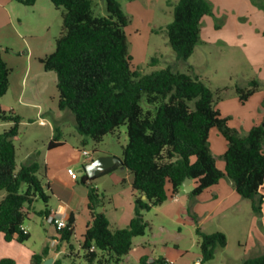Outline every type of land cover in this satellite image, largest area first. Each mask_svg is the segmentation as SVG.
Here are the masks:
<instances>
[{
    "label": "trees",
    "instance_id": "1",
    "mask_svg": "<svg viewBox=\"0 0 264 264\" xmlns=\"http://www.w3.org/2000/svg\"><path fill=\"white\" fill-rule=\"evenodd\" d=\"M34 6L38 0H16ZM63 9V31L56 41L55 51L40 59L46 71L57 73L58 108L70 111L83 144L92 139L103 141L120 126L127 127L128 143L123 148L125 169L133 175L135 216L124 228L112 229L103 211L104 195L91 186L87 174L80 183L88 187L89 224L80 246L88 264H120L132 250L133 240L145 236L149 223L144 212L164 204L169 197L183 190L186 178L195 182L190 197H197L224 179L232 181L236 191L250 200L252 210L261 215L264 205V123L242 135L229 125L216 109L221 98L191 68L180 71L168 65L142 74L132 66L133 57L125 28L129 17L121 0H50ZM97 1L104 3V12L97 11ZM209 0H179L174 6L173 21L167 26L169 43L177 60L186 64L201 42V24L213 16ZM220 25H217L219 28ZM158 62L152 59V64ZM11 69L0 47V99L9 90ZM262 87L259 80L247 86L237 85L235 92L242 103ZM0 121H11L10 129L0 134V233L6 241L30 238L21 226L29 219V207L39 199L49 215L47 193L39 172V154L17 167L14 139L20 135L21 117L6 112L0 104ZM217 128L226 139L228 148L223 155L225 170L217 166L210 146V133ZM48 144V149L62 146L60 130ZM115 166L100 175L117 169ZM143 196H146L144 199ZM61 242L69 243L74 235V218L62 232ZM201 250L198 264H209L218 248H225L227 235L221 231L206 233L196 229ZM94 247V249H92ZM49 248L34 254V264H44ZM142 264H149L146 258ZM0 264H15L4 258ZM54 264H61L56 260ZM152 264H168L157 259ZM241 264H264V254L247 258Z\"/></svg>",
    "mask_w": 264,
    "mask_h": 264
},
{
    "label": "rangeland",
    "instance_id": "2",
    "mask_svg": "<svg viewBox=\"0 0 264 264\" xmlns=\"http://www.w3.org/2000/svg\"><path fill=\"white\" fill-rule=\"evenodd\" d=\"M96 3L97 11L103 13L104 3ZM121 4L130 20L125 32L129 52L133 57V68L142 74H150L177 60L166 32L167 26L174 18V10L171 15L167 0H121ZM0 5V45L11 69L9 90L0 99V104L6 112L13 111L21 117L20 135L14 139L17 167L32 161L30 154L38 153L37 160L41 164L39 176L44 185H47L45 182L48 180L52 181L47 178L45 158L49 150H52L48 149V144L58 134V130L67 144L61 149L50 151L49 159L53 164V171L58 170L57 173L64 179L69 174V169L77 173L88 160L82 154L83 150H89L94 157L102 151L122 157L123 148L128 143L125 125L106 135L101 142L89 138L87 145H84L85 137L77 131L75 118L70 115L72 113H64L58 108L57 73L46 71L40 59L52 54L56 49V41L63 31V9H57L50 0H38L34 6H26L16 0H0ZM224 21V18L217 20V25H220L218 30ZM198 52L203 55L202 60L198 59ZM239 52L235 54L240 57ZM153 58L158 59L156 64H152ZM232 58L230 53L224 58L221 44L210 47L199 43L187 63H180L177 69L187 71L191 68L189 64H195L196 73H192L208 76L210 80L206 78L204 81L216 93L219 86L232 85V89H235L253 75L245 63H235ZM216 94L223 95L221 92ZM43 119H47L46 124H43ZM12 125L11 121H0V134ZM213 130L212 139L214 132H218L222 137L217 128ZM115 178L119 182L118 186H114ZM132 179L130 171H123L118 167L91 181L90 185L104 195L103 211L110 217L114 230L126 227L130 223V215L135 216V191L130 184ZM75 186L84 188L81 183ZM1 194L6 192L0 191V199ZM176 197H169L161 206L144 212V218L149 223L147 233L133 240L132 250L123 257L120 264H142V258H146L149 264L157 259H167L168 264L199 263L201 250L196 234L199 227L198 218L193 212L192 201L187 199L190 197L187 193L181 190ZM52 204H57L56 197L52 196ZM44 207L41 199L29 207L31 218L24 223L31 231L28 240L6 241L0 233V259L6 255L7 258L13 259L15 264H34V254H41L49 247L52 258L59 260L61 264H88L76 237L71 241L73 248L64 242L60 246L65 247L64 251L57 255L49 234L50 223L46 217L35 212ZM240 224L247 225V221L244 220ZM203 227L207 233L216 232L220 227L228 232L227 246L218 248L216 258L209 264H241L244 258L256 255L255 251L245 254L244 244L248 233L242 231L241 226L237 227L232 222L217 217L205 223Z\"/></svg>",
    "mask_w": 264,
    "mask_h": 264
},
{
    "label": "crops",
    "instance_id": "3",
    "mask_svg": "<svg viewBox=\"0 0 264 264\" xmlns=\"http://www.w3.org/2000/svg\"><path fill=\"white\" fill-rule=\"evenodd\" d=\"M178 1L179 0H167L171 15H173L174 6L178 3ZM209 1H211L213 4L214 15L206 16L203 18L201 24L200 43L202 45L210 47L218 46L221 44L222 54L224 58H227L230 53L231 56L233 55L232 59L235 63L241 65L242 63H245L246 68L251 70L253 75H251L249 79H245L244 81H242L244 83H240V85L247 86L249 81L253 79L259 80L262 84V87L257 92H255L245 103H242L240 101L235 92V89H232V85H228L225 87L219 86L217 88L216 93L221 92L223 93V95H219L221 99L217 101L216 109L220 111L222 117L228 118L229 125L232 128H235L242 135H245L254 126L264 123V0ZM222 18H224L225 21L221 29L218 30L217 20H221ZM237 51H240V57L235 54V52ZM4 59L8 64V61L5 57ZM198 59H203V55L199 54V52ZM180 63L181 62H179L178 60H174V62H171L170 64L175 69H177V66L180 65ZM189 66L191 67V71L196 73V71H194L196 65L194 64L191 66L189 64ZM181 70L183 71V69ZM198 76L203 80H206V78L208 79V76L203 75V73L198 74ZM64 113H67V111H64ZM70 115L71 117H74L72 114ZM59 121L60 117L57 118V124H59ZM42 122L43 124H46L47 119H43ZM213 131L214 130L212 129L210 133L211 150L214 157L216 158L217 166L219 167V169L224 171L225 161L223 159V155L228 148L227 141L223 136V138L219 136L218 132H214V139H212L211 135ZM61 141L63 142V145L52 149L53 151L66 146L67 143L64 142L63 139ZM86 143H88V141H86ZM52 150H49L47 158H45V163L48 170L47 178L52 179V181L48 180L47 182H45L48 185L49 190L47 191V193L50 196L48 202L49 214L55 213L58 217L65 218L67 220L72 216L74 218L73 237H76L79 244H81V242L83 241V236L92 220L88 207L89 190L87 186L82 183L81 184L84 186V188H77L75 186H79V179L73 180L70 176H68L69 174L66 176V179H64V177H61L57 173L58 170L53 171V164L49 159V154ZM76 150L80 152L78 149ZM32 155L33 154H30V157H32ZM104 155L118 156L117 154L109 151H102V153L97 157L91 156L90 158H88V160L85 161L84 165ZM83 166L77 170V174L79 176L81 175ZM121 169H123V171L127 170L125 168ZM129 177L130 176L128 174L127 178ZM118 183V180H116L115 178L114 186H118ZM130 184L133 185V179L131 180ZM193 185L195 189L196 185L194 181ZM262 193L264 194V189L262 190ZM5 195L6 194H1V199ZM52 196L57 198L56 205L52 204ZM187 199L192 201L193 212L198 218V226L202 229V231L207 233L203 225L217 217H220L224 220L226 219L232 222L237 227L241 226L242 231H244L245 233L247 231L248 236L247 241L244 244V252L245 254H250L248 252L255 251L256 255L246 257L243 259V261L247 258L258 257L264 254V205L262 214L256 215L252 210L251 201L243 199L238 194L231 180H229L228 178H224L219 182V184L206 189L197 197H188ZM176 200H178L177 197ZM44 208L39 209L38 211L35 210V212L39 213L40 211L44 210ZM29 217L31 218L30 210ZM108 218L112 227V221L109 216ZM132 218V215H130L129 220L131 221ZM244 220L247 221V225L240 224L243 223ZM49 230L51 238L56 235L55 227L51 225ZM218 231H221L228 235L227 230L224 228L220 227ZM28 232L31 236V231L28 230ZM71 241L68 244L71 248H73V243ZM239 242L242 246L241 241ZM61 245L62 242H60V244H58L57 246L54 244L52 246L53 249L57 251V255L63 252L65 249V247L61 248ZM4 258H7V256L3 255L0 261ZM48 258H52L51 251H49V256L45 258L44 261ZM55 261L56 260L54 259V262ZM166 262L168 263L167 259Z\"/></svg>",
    "mask_w": 264,
    "mask_h": 264
},
{
    "label": "water",
    "instance_id": "4",
    "mask_svg": "<svg viewBox=\"0 0 264 264\" xmlns=\"http://www.w3.org/2000/svg\"><path fill=\"white\" fill-rule=\"evenodd\" d=\"M120 166L121 168H125L122 158L113 156V155H104L100 156L83 166L81 175L87 174L90 178H95L102 174L103 172L115 167ZM184 191L186 193H191L194 190L193 180L191 178H186L184 181ZM145 199L146 196H143ZM54 258H48L44 261V264H53Z\"/></svg>",
    "mask_w": 264,
    "mask_h": 264
},
{
    "label": "built area",
    "instance_id": "5",
    "mask_svg": "<svg viewBox=\"0 0 264 264\" xmlns=\"http://www.w3.org/2000/svg\"><path fill=\"white\" fill-rule=\"evenodd\" d=\"M82 154L86 156V158L91 157V152L89 150H83ZM68 173L73 180H78L80 177L73 169H69ZM47 221L56 229V235L52 237V241L53 244L57 246L60 244L62 239L61 232L68 227V220L65 218H60L55 213H52L47 216ZM21 229L25 234L29 233L24 225L21 226ZM92 249H94V247Z\"/></svg>",
    "mask_w": 264,
    "mask_h": 264
}]
</instances>
